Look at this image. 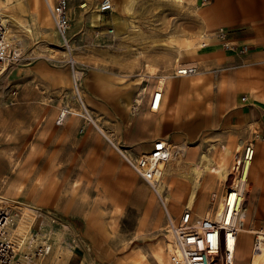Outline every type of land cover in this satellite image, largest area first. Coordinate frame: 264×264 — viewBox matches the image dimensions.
<instances>
[{"label": "rangeland", "instance_id": "rangeland-1", "mask_svg": "<svg viewBox=\"0 0 264 264\" xmlns=\"http://www.w3.org/2000/svg\"><path fill=\"white\" fill-rule=\"evenodd\" d=\"M98 1L68 0V46H63L45 0L33 2L41 4L47 24L31 0H0L3 15L11 13L29 28L5 17L12 42L22 49L0 75V198L21 209L13 231H35L49 240L50 264H170L160 198L91 118L132 154L148 150L157 137L173 145L187 141L191 149L181 144L174 150L160 181V191L170 193L166 203L174 217L188 201L198 213L218 207L233 179L232 163L251 144L243 208L251 217L245 226L264 230V131L236 113L240 105L264 106V47L258 40L234 38L250 51L221 48L222 55H206L209 46L200 48L204 38L198 41L191 31L195 14L178 13L172 1L125 0L121 8L112 0L113 11L103 17ZM208 18L204 15V34L218 28L206 27ZM96 25L113 28L106 44ZM195 47L197 57L190 52ZM191 62L198 65L196 74L173 75L177 65ZM163 76L165 97L152 112L148 93ZM173 82L181 83L174 93ZM187 100L198 101V107L180 110ZM62 108L71 112L58 124ZM146 115L152 122H143ZM175 177L179 185L171 190ZM249 234L241 237L240 230L244 256L237 254L234 264H247L254 232Z\"/></svg>", "mask_w": 264, "mask_h": 264}, {"label": "built area", "instance_id": "built-area-1", "mask_svg": "<svg viewBox=\"0 0 264 264\" xmlns=\"http://www.w3.org/2000/svg\"><path fill=\"white\" fill-rule=\"evenodd\" d=\"M45 2L60 42L63 46H68V0ZM112 8L111 0H100L97 7L102 14L111 11ZM95 28V33L101 37L103 44H106L113 35V28L110 26L101 28L98 25ZM203 38L201 47L209 46L211 42L225 50L241 54L250 50L248 44L234 41L229 30L224 27H218L214 32L205 34ZM21 54V47L13 43L8 34L5 16L0 14V75L5 67L18 60ZM197 70L196 63H181L176 66L173 74L182 76L195 73ZM73 76L75 90L79 93L78 71L75 69ZM162 96L163 86L152 88L147 99L150 111L159 110ZM245 99L246 97L242 96L241 100ZM68 111L67 108L61 109L57 118L58 124L70 113ZM169 144L167 138L157 137L152 140L151 147L145 152L132 154L127 150V156L121 155L134 172L151 186L159 183L165 176V166L170 154ZM253 158L254 147L247 144L234 166L233 179L226 187L218 207L198 213L192 207L183 206L178 217H174L170 210L165 212L170 264L235 263L234 256L240 232L239 213L245 199L247 172ZM19 209L20 207L12 200L0 198V264H50L46 261L52 250V243L49 240L40 239L35 231H25L22 234L13 231L21 214ZM260 231L254 232L253 251H260L264 244V231Z\"/></svg>", "mask_w": 264, "mask_h": 264}, {"label": "crops", "instance_id": "crops-1", "mask_svg": "<svg viewBox=\"0 0 264 264\" xmlns=\"http://www.w3.org/2000/svg\"><path fill=\"white\" fill-rule=\"evenodd\" d=\"M113 1L119 7L126 6L124 3L125 0H113ZM131 1H133V4H134V0H131ZM170 1H172L174 3V6L179 10L178 13H183V11L187 13L188 10H190L192 13L195 14L193 23L191 25V31L197 33V36L199 37L198 41L201 38H203L205 35L204 34V28H205L204 15H208L209 18L207 20L206 27L208 26V28H210L211 30L219 26H223L227 28L229 32L232 30L237 33L234 36L232 31L230 32L233 39L235 38L236 40L240 42L251 41V39L258 40L259 41L258 44L264 47V0H206V2L204 0H170ZM99 2L100 0L98 1L96 5L94 3V5L97 6ZM31 3L34 5L33 0H31ZM34 8L36 11L42 10L41 13L37 11V15L40 17L42 23L47 24V21L45 20V18L42 17L43 8L41 7V4L39 6L34 5ZM88 8L91 9L92 7H88ZM93 8H96V7H93ZM44 9L46 10L45 7ZM113 9H114V4H113ZM91 13H90V16H91ZM98 13L101 14L102 17L104 16L101 12H98ZM113 21L115 23L119 21L117 19V14H114ZM196 48L197 47H195V51L193 52L190 51V52L193 54V56L197 57L199 56L200 53H198V49ZM205 51H206V55L208 54L213 55L214 53L215 54L217 53L219 55L223 54L221 47L217 45H213L211 42L209 44V47ZM201 55H204V52ZM165 79L166 77L164 78V82H165ZM110 85H117V83L113 82ZM169 87L171 91L174 93L175 91L181 88V83L173 82L171 86ZM130 94H131V90H126V91H123L122 93L123 98L125 99L127 103L129 102ZM164 97L165 95H164V88H163V96H162V102H161L160 107L162 106ZM189 107L197 108L198 101L187 100L186 103L183 104V106L180 105V108H181L180 110H186V109H189ZM236 113L238 115V118L241 121H244L247 123H255L260 131H264V106H259L258 104H254V103H249L247 105H240L238 108V112ZM143 122L150 123L152 122V118H149V116L146 115L144 117ZM196 125L197 124L193 121L191 124V129H193ZM113 141L120 148L125 150V153H126L128 149L118 144L114 139ZM175 141L178 142L179 144L174 145V150L181 144L187 145V143H185L187 142L186 140H175ZM150 147L151 145L149 146V148ZM234 166L235 164L232 163L230 169L229 168L228 169L232 170ZM177 183H178L177 178L176 177L173 178L172 187L170 189L176 190V186L179 185ZM175 195H177L176 192H175ZM176 198L175 200L177 201ZM178 201L180 202L182 200L179 199ZM254 205H255V202L253 203V206Z\"/></svg>", "mask_w": 264, "mask_h": 264}, {"label": "bare ground", "instance_id": "bare-ground-1", "mask_svg": "<svg viewBox=\"0 0 264 264\" xmlns=\"http://www.w3.org/2000/svg\"><path fill=\"white\" fill-rule=\"evenodd\" d=\"M112 1V0H111ZM7 3L6 2H4V5H6ZM3 5V6H4ZM46 6H47V4H46ZM47 8H48V6H47ZM49 10V9H48ZM50 12V11H49ZM0 14H3L2 12H0ZM4 15H5V17L9 20V21H11V22H14L16 25H18V26H20L21 28H24L25 30H27V31H29V28H27L26 26H25V24H23L17 17H15L13 14H9V13H4ZM51 15V14H50ZM52 17V16H51ZM5 21V20H4ZM52 21H53V19H52ZM54 24V23H53ZM201 43H199V47L200 48H203V47H201V45H200ZM68 50H66V53L67 54H69L70 56H71V51H70V49L69 48H67ZM198 72V70L195 72V73H191V74H187V75H182V76H189V75H193V74H196ZM174 73V72H173ZM174 75V74H173ZM175 76V75H174ZM166 76H163V77H160L159 79H158V83L155 85L156 87L157 86H164V78H165ZM160 80H162V83L160 84ZM143 88V87H142ZM145 89V88H144ZM141 93V92H140ZM137 100H139V99H136V101ZM68 112H71V110L69 109V111ZM64 113H65V111H64ZM88 114V113H87ZM89 117V116H88ZM90 119V118H89ZM91 120H92V122L94 123V125L101 131V133L104 135V137L107 139V140H109L111 143H113L114 145H115V147L119 150V152H120V154H122L124 157L125 156H127L126 155V153H125V150H123V149H121V148H119L118 146H117V144L115 143V142H113V139L111 138V136H109V134H107L102 128H101V126L97 123V122H95V120L94 119H92L91 118ZM169 146H170V154H169V158H168V160L170 159V157L172 156V154H173V152H174V145L170 142V144H169ZM122 156V157H123ZM251 164H252V162H251ZM250 168H251V166L249 167V169H248V172H247V180H248V177H249V171H250ZM196 179H198L197 178V176H196ZM231 183V182H230ZM229 186V185H228ZM227 186V187H228ZM151 187H153V189L155 190V192H156V194L158 195V197L160 198V201H161V203H162V206L164 207V209H165V212L168 210L169 211V209H168V207H167V203H166V199H169L170 200V193L169 192H166V194H163L161 191H160V182L159 183H157V184H155V185H151ZM224 192H225V190H224ZM245 193H246V191H245ZM223 195H224V193H223ZM223 195H222V197H223ZM246 199H247V197H245V199H244V202H243V205H242V207L240 208V213H239V227H240V230H241V237H242V233H243V236L244 237H249V233H251V232H258V233H260L261 231L258 229V230H252V229H250V228H247L246 226H245V222H249V219H250V217H251V214H249V210L247 209V208H245V209H243L244 208V206H245V204H246ZM221 201H222V198H221V200H220V204H221ZM186 206H188V207H190L191 206V202L190 201H188V203L186 204ZM264 231V230H263ZM242 240V239H241ZM241 245H242V241H240L239 242V244H237V247H236V251H235V259H236V256H237V254H238V256H239V259L240 260H242L243 259V256H244V254L242 253L243 252V248L241 247ZM239 252V253H238ZM246 259H247V264H264V244L262 245V248H261V250L260 251H253V249H250L249 248V251H248V253L246 254ZM59 260H61V259H59ZM59 260H58V262H59ZM234 262H235V260H234ZM54 264H56V262H54Z\"/></svg>", "mask_w": 264, "mask_h": 264}]
</instances>
